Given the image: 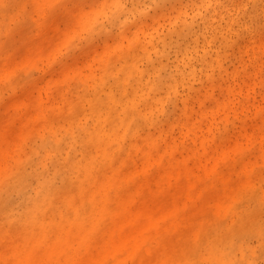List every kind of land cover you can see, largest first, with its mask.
I'll list each match as a JSON object with an SVG mask.
<instances>
[{"label": "clouds", "instance_id": "9594fccd", "mask_svg": "<svg viewBox=\"0 0 264 264\" xmlns=\"http://www.w3.org/2000/svg\"><path fill=\"white\" fill-rule=\"evenodd\" d=\"M0 264H264V0H0Z\"/></svg>", "mask_w": 264, "mask_h": 264}]
</instances>
